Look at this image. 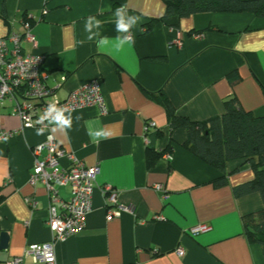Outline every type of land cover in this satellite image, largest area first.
I'll return each instance as SVG.
<instances>
[{
	"label": "crops",
	"instance_id": "obj_1",
	"mask_svg": "<svg viewBox=\"0 0 264 264\" xmlns=\"http://www.w3.org/2000/svg\"><path fill=\"white\" fill-rule=\"evenodd\" d=\"M121 5L140 17L134 44L118 51L111 44L98 49L95 41L80 44L90 15L104 21L101 35L115 37L113 13ZM164 13L163 0H0V38L22 34L24 22L30 24L36 42L21 39L20 48L43 57L41 70L54 91L48 102L99 80L108 107L105 113L95 106L71 110L66 132H53L46 122L44 134L36 135L44 126L18 131L13 102L3 99L0 130L17 133L0 141V234H8L5 248L0 236V264L51 238L47 192L28 182L32 149L48 134L85 166H100L85 228L55 243L57 264H264L261 246L247 240L242 224L243 215L264 209V200L259 192H233L253 178L250 165L230 160L224 173L196 157L183 147L186 131L169 126L162 102L166 96L177 115L204 121L221 115L224 100L234 95L244 110L264 116V18L250 12ZM176 32L180 48L171 40ZM147 121L155 127L145 132ZM89 128L105 129L108 138L93 143ZM221 176L226 183L214 184ZM104 186L115 192L116 204L108 202ZM59 195L66 199L68 188ZM119 205L133 210L108 218ZM201 225L207 229L190 232ZM23 264L34 263L26 257Z\"/></svg>",
	"mask_w": 264,
	"mask_h": 264
},
{
	"label": "built area",
	"instance_id": "obj_2",
	"mask_svg": "<svg viewBox=\"0 0 264 264\" xmlns=\"http://www.w3.org/2000/svg\"><path fill=\"white\" fill-rule=\"evenodd\" d=\"M24 25L26 27L24 33L12 31L8 36L0 38V105L5 98L13 102V114L17 115L21 122L18 131L33 126H46L47 121L44 124L38 121L49 103H57L70 110L95 106L100 113L107 112L108 107L99 80H91L81 85L69 92L64 100L48 102L54 91L47 86L46 76L41 70L43 57L25 54L20 48L21 39L33 44L36 42L34 35L29 31L28 21H25ZM171 40L177 48L182 46L181 37L177 32ZM153 127L155 123L147 121L144 130L147 132ZM15 133H17L15 130H0V141ZM43 152H45L44 156H42ZM32 153L33 166L28 182L33 186L41 183L47 192L49 204L46 223L51 238L49 241L29 244L22 256L12 258L8 264H23L26 257H29L34 264H57L55 243L85 228L100 166H85L74 154L57 147L51 134H48L42 143L37 144L32 149ZM166 157L169 158L170 155L167 154ZM62 158L67 161L65 165L60 163ZM61 187L68 188L69 196L66 199L59 195ZM154 188L161 191L162 186L156 184ZM104 191L109 194L108 202L116 204L117 200L112 188L104 186ZM163 197H166L165 193ZM25 200L32 207L36 206V201L31 197ZM132 210V206L119 205L111 209L107 217L112 218L122 211ZM205 229L206 226L201 225L192 228L190 232L196 234ZM176 253L183 256L185 250L177 247Z\"/></svg>",
	"mask_w": 264,
	"mask_h": 264
},
{
	"label": "trees",
	"instance_id": "obj_3",
	"mask_svg": "<svg viewBox=\"0 0 264 264\" xmlns=\"http://www.w3.org/2000/svg\"><path fill=\"white\" fill-rule=\"evenodd\" d=\"M163 1L164 17H185L198 12H250L264 18V0ZM162 102L171 129L186 131L183 147L224 173L228 161L243 159L254 175L251 180L235 185L234 194L241 196L259 192L264 200V116H255L251 111L244 110L234 95L224 100L221 115L204 121H192L186 116L177 115L166 96ZM160 155L154 153L155 158ZM226 181L225 176H221L214 184H225ZM242 224L247 240L259 244L264 253V209L243 215Z\"/></svg>",
	"mask_w": 264,
	"mask_h": 264
},
{
	"label": "clouds",
	"instance_id": "obj_4",
	"mask_svg": "<svg viewBox=\"0 0 264 264\" xmlns=\"http://www.w3.org/2000/svg\"><path fill=\"white\" fill-rule=\"evenodd\" d=\"M114 24L117 35L115 37H107L101 35V29L103 28L104 21L99 20L96 16L90 15L85 18L84 31L86 36L80 41L83 45L86 42L95 41L98 49L108 47L110 44L115 50H120L125 45L134 44V36L132 29L137 26L140 21L139 16L129 15V10L126 6H118L114 13ZM77 121L81 120V116H76ZM47 121V125L52 126L53 132H66L72 127L73 116L71 110L65 106H60L57 103H49L44 113L39 118V123L44 124ZM47 125L40 127L36 131V135H43L47 130ZM88 135L92 139L93 143H98L100 139L108 138V132L101 128L93 130L88 129ZM4 140L7 137L3 138Z\"/></svg>",
	"mask_w": 264,
	"mask_h": 264
},
{
	"label": "water",
	"instance_id": "obj_5",
	"mask_svg": "<svg viewBox=\"0 0 264 264\" xmlns=\"http://www.w3.org/2000/svg\"><path fill=\"white\" fill-rule=\"evenodd\" d=\"M1 248L7 247V241H8V234L7 232H1Z\"/></svg>",
	"mask_w": 264,
	"mask_h": 264
}]
</instances>
